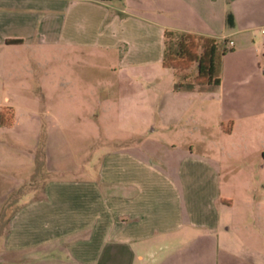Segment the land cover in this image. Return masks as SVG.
Instances as JSON below:
<instances>
[{"label": "crops", "instance_id": "0c3cea01", "mask_svg": "<svg viewBox=\"0 0 264 264\" xmlns=\"http://www.w3.org/2000/svg\"><path fill=\"white\" fill-rule=\"evenodd\" d=\"M0 27L5 46L33 53L49 45L103 52L106 67L133 73L123 85L161 67L164 31L225 40L253 52L257 65L258 52L264 56V0H0ZM16 66L30 71L39 63ZM42 84L46 91L54 82ZM219 86L167 88L160 102L188 104L165 129L181 138L195 114L194 91ZM246 92L243 84L224 96L221 135L236 131ZM258 104L264 111V100ZM9 126L0 124V135ZM16 146L0 141V264H257L255 257L245 263L238 216L218 189L217 160L186 153L159 169L132 151L105 149L89 178L59 179L39 172L33 158L18 159Z\"/></svg>", "mask_w": 264, "mask_h": 264}, {"label": "rangeland", "instance_id": "374dc122", "mask_svg": "<svg viewBox=\"0 0 264 264\" xmlns=\"http://www.w3.org/2000/svg\"><path fill=\"white\" fill-rule=\"evenodd\" d=\"M3 31L0 27V124L10 126L2 129L0 141L18 144V159L33 158L39 172L59 179L89 178L105 149L132 151L159 169L164 163L173 168L186 153L217 160L221 169L218 189L233 206L232 215L238 216L240 224L234 226L241 231L245 263L255 257L257 264H264V111L258 104L264 100L261 52L257 65L253 52L224 46L219 89L194 91L195 114L179 138L165 129V123L173 121L188 103L160 99L169 87L176 91L179 84L194 85V67L171 71L168 77L159 74L160 66L140 70L144 81L123 85V75L131 78L133 73L115 63L106 67L103 52L49 45L33 53L5 46ZM20 60L39 66L31 74L29 69L17 68ZM46 79H53L54 85L45 91ZM243 84L248 101L238 116V127L232 136L221 135L215 129L227 117L221 107L223 98ZM127 92L135 95L121 94ZM40 112L43 116H38ZM188 143L189 147L184 146Z\"/></svg>", "mask_w": 264, "mask_h": 264}, {"label": "trees", "instance_id": "16d2710c", "mask_svg": "<svg viewBox=\"0 0 264 264\" xmlns=\"http://www.w3.org/2000/svg\"><path fill=\"white\" fill-rule=\"evenodd\" d=\"M107 2L111 0H99ZM226 24L231 26V20L226 18ZM161 67L175 73L195 68L192 83L194 85L217 86L219 59L226 49V41H218L208 37L188 33L164 31L162 36ZM220 47H222L220 49ZM179 84L177 87L182 86ZM1 119V115H0Z\"/></svg>", "mask_w": 264, "mask_h": 264}, {"label": "built area", "instance_id": "2783aa9c", "mask_svg": "<svg viewBox=\"0 0 264 264\" xmlns=\"http://www.w3.org/2000/svg\"><path fill=\"white\" fill-rule=\"evenodd\" d=\"M261 33H263V31H261ZM229 45H230V43H229Z\"/></svg>", "mask_w": 264, "mask_h": 264}]
</instances>
